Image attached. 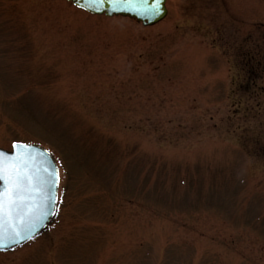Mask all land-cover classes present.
Instances as JSON below:
<instances>
[{"label": "rangeland", "instance_id": "obj_1", "mask_svg": "<svg viewBox=\"0 0 264 264\" xmlns=\"http://www.w3.org/2000/svg\"><path fill=\"white\" fill-rule=\"evenodd\" d=\"M165 6L0 0V149L59 169L55 219L0 264H264V0Z\"/></svg>", "mask_w": 264, "mask_h": 264}, {"label": "water", "instance_id": "obj_2", "mask_svg": "<svg viewBox=\"0 0 264 264\" xmlns=\"http://www.w3.org/2000/svg\"><path fill=\"white\" fill-rule=\"evenodd\" d=\"M66 1L90 15L127 17L143 27H152L167 15L166 0H147L146 3L134 6L113 3L112 0H103L102 3H97L96 0ZM16 144L26 146L25 151L14 148ZM0 154L8 160L24 156L26 170L35 177V187L27 201L33 214L29 216L28 212L24 211L14 220L8 217L0 220V252H8L40 236L54 220L57 211L59 170L52 155L36 145L15 143L10 151L0 149ZM4 189L5 181L0 179V192ZM14 232L20 235L16 236Z\"/></svg>", "mask_w": 264, "mask_h": 264}, {"label": "snow or ice", "instance_id": "obj_3", "mask_svg": "<svg viewBox=\"0 0 264 264\" xmlns=\"http://www.w3.org/2000/svg\"><path fill=\"white\" fill-rule=\"evenodd\" d=\"M96 2L102 3L103 0H96ZM112 2L134 6L146 3L147 0H112ZM25 147L19 144L14 145V148H19L22 152L25 151ZM26 167L24 156L8 160L0 154V179L5 181V189L0 192V220L5 217L14 220L24 211H27L29 216L33 214L27 201L34 190L35 177L30 175ZM14 235L19 236L20 234L14 232Z\"/></svg>", "mask_w": 264, "mask_h": 264}]
</instances>
